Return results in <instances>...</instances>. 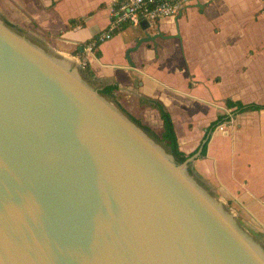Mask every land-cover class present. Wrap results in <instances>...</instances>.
Here are the masks:
<instances>
[{"label": "water", "instance_id": "water-1", "mask_svg": "<svg viewBox=\"0 0 264 264\" xmlns=\"http://www.w3.org/2000/svg\"><path fill=\"white\" fill-rule=\"evenodd\" d=\"M77 64L0 18V264H264L200 148L179 162Z\"/></svg>", "mask_w": 264, "mask_h": 264}, {"label": "crops", "instance_id": "crops-1", "mask_svg": "<svg viewBox=\"0 0 264 264\" xmlns=\"http://www.w3.org/2000/svg\"><path fill=\"white\" fill-rule=\"evenodd\" d=\"M112 1L0 0V13L36 43L74 54L107 26ZM146 31L161 36L130 50V65L126 51ZM96 51L88 65L99 87L113 84L115 95L160 99L186 153L204 141L218 114L230 115L227 124L209 132L205 155H196L191 165L264 242V107L234 113L224 102L264 104V0H190L180 15L162 18L157 28L122 26ZM200 104L212 114L191 140Z\"/></svg>", "mask_w": 264, "mask_h": 264}, {"label": "built area", "instance_id": "built-area-1", "mask_svg": "<svg viewBox=\"0 0 264 264\" xmlns=\"http://www.w3.org/2000/svg\"><path fill=\"white\" fill-rule=\"evenodd\" d=\"M190 4V0H113L109 9L107 26L93 35L76 54L83 68L90 58L94 57L96 48L103 41L108 40L122 26L128 24L139 25L141 21L147 22V27L157 28L164 17L180 15ZM230 121L220 122L217 127H222Z\"/></svg>", "mask_w": 264, "mask_h": 264}, {"label": "trees", "instance_id": "trees-1", "mask_svg": "<svg viewBox=\"0 0 264 264\" xmlns=\"http://www.w3.org/2000/svg\"><path fill=\"white\" fill-rule=\"evenodd\" d=\"M2 19L4 20V22L7 25H9V26L13 27L14 29L21 32V30L18 29L13 23H11L6 17H2ZM73 21H74L73 19L70 20L71 23ZM96 52H98V51H96ZM82 72H83L84 76L92 84L95 83L96 77H95L93 71L91 70V68L89 67L88 64H86L82 68ZM115 88H116V86L113 84H106L100 88V91L106 95H112L113 90ZM141 102H144L147 105L157 109V111L159 113V117L162 121V129L159 132L156 133L146 122L142 121V118H140L139 116H136L133 113H131L130 111H128L125 108V106L122 104V102H120V101L118 102V100H116L117 105L119 106V108L123 112H125L135 123H137L139 126H141L145 131H147L157 141L161 142L166 147V149L168 151L173 153V155L176 157V159L179 162L183 161L186 157L193 154L195 151L198 150L199 147H200L199 155L200 156L205 155L209 132L212 129H214L215 126H217L220 122H222L225 119H228L227 114H225V113L218 114L216 116V118L214 120H212L210 122V124L207 126L205 134L203 136L204 141H201L200 144L198 145V147H196V149L194 151L186 153L179 148V143H178L176 132L174 129V122H173V119L170 115V112L167 110L164 103L160 99L151 98V97L147 98V99H142ZM224 102H225V105L227 107H234L233 108L234 113L239 112V111H243V110L259 109L261 107H264V104H259V103H254V102L243 103L240 100H232L230 98H226ZM189 171L191 173H194L196 179L200 182V184H202L204 187H207V185L204 184V182L201 180L200 175L195 171L194 167L191 164L189 165ZM254 236L257 239H259L255 233H254Z\"/></svg>", "mask_w": 264, "mask_h": 264}, {"label": "rangeland", "instance_id": "rangeland-1", "mask_svg": "<svg viewBox=\"0 0 264 264\" xmlns=\"http://www.w3.org/2000/svg\"><path fill=\"white\" fill-rule=\"evenodd\" d=\"M2 14L0 13V18L2 19ZM142 22V23H141ZM139 23V25L142 27V28H146L147 27V22L145 21H141ZM16 27H18L19 29L22 30V34H24L26 37H27V32L23 31L22 28H20L18 25H15ZM13 28V27H12ZM14 29V28H13ZM16 30V29H15ZM30 35V34H28ZM28 38V37H27ZM30 39V38H29ZM31 40V39H30ZM33 41V40H32ZM36 42V41H34ZM45 46L50 50V51H54L52 48H50L49 45L46 44V42H44ZM43 44V45H44ZM71 56L75 57L78 64H77V67L81 70L82 72V67L80 65V62L78 60V57L76 54H73V53H70ZM83 73V72H82ZM84 75V74H83ZM87 79V78H86ZM88 80V79H87ZM89 81V80H88ZM90 82V81H89ZM91 83V82H90ZM102 82H100L98 80V78L96 77L95 78V83L92 84L94 85L95 87H99L101 85ZM123 94H119V95H115V94H112V95H106L105 94V97L112 101L114 104L117 105L116 103V100H118V102H123L122 104L125 106V108L130 111L131 113H133L134 115L136 116H139L140 118H142V121L146 122L156 133L159 132L161 130V126H160V117H159V113L157 111L156 108H153L149 105H147L146 103L144 102H141V100L135 98V97H122ZM120 98V99H119ZM118 106V105H117ZM119 107V106H118ZM212 114V109L211 108H208L207 106H204L203 104H200L198 106H196L195 110H194V113H193V131L190 132L188 134V137L191 138V140H195L196 139V136L199 134V131H201L200 129L202 128V126H204L205 122L207 121V119L211 116ZM205 127L202 128V130L204 129ZM159 142V141H158ZM164 148H166L161 142H159ZM192 161V160H191ZM191 161H190V164H191ZM189 164V165H190ZM194 175V173H192ZM195 176V175H194ZM211 188L209 189L210 192L213 194V195H216V196H220V194L216 191V188L212 185V184H208L207 187H205L206 189L207 188ZM224 202L226 204L227 207H232L230 205V203H228V201L224 199ZM233 208V207H232ZM235 213V211H234ZM260 240V239H258ZM261 241V240H260ZM261 243L264 245V242L261 241Z\"/></svg>", "mask_w": 264, "mask_h": 264}]
</instances>
